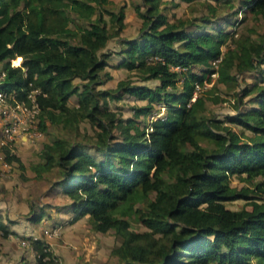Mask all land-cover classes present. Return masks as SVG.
<instances>
[{
    "label": "trees",
    "instance_id": "trees-1",
    "mask_svg": "<svg viewBox=\"0 0 264 264\" xmlns=\"http://www.w3.org/2000/svg\"><path fill=\"white\" fill-rule=\"evenodd\" d=\"M110 1L0 0V88L18 98L36 88L38 128L48 120L72 134L42 142L34 176L58 170L54 183L70 198L71 220L86 214L91 228H111L118 241L109 253L119 264H264V33L229 28L239 10L264 15V0H212L199 16L172 18L167 3L176 0H140L137 33L120 38L114 61L103 47L119 34L124 12ZM106 66L127 73L99 87L111 77ZM246 70L259 82L237 89ZM218 82L233 95L225 122L204 113L206 99L225 100ZM125 93L145 103L121 117L107 100ZM245 95L249 105L239 108ZM154 105L162 114L138 117ZM82 120L92 130L76 138ZM0 151L23 166L6 144ZM232 175L249 183L231 185ZM236 197L244 204H224ZM42 210L30 206L27 217L38 221ZM7 231L0 215V234ZM29 243L35 264H57L43 239Z\"/></svg>",
    "mask_w": 264,
    "mask_h": 264
},
{
    "label": "rangeland",
    "instance_id": "rangeland-1",
    "mask_svg": "<svg viewBox=\"0 0 264 264\" xmlns=\"http://www.w3.org/2000/svg\"><path fill=\"white\" fill-rule=\"evenodd\" d=\"M136 1L137 0H111L107 4L109 8L114 9V10H116L118 6L120 5L123 7L124 25H123V28L120 30L119 34L117 35V37H112L107 40L105 46L103 47V50L117 49L120 38L129 37L137 33V30L140 24V18L135 14L133 10V4ZM176 1H177L176 5H171L169 2L167 3L168 7L166 10V13H167L168 18H172L174 16H184L185 17L189 15L199 16L200 14L207 12V9L210 7V4L213 3L212 0H208V1L207 0H194L190 3H186L185 1H182V0H176ZM233 2H234V5L236 6L237 0H233ZM217 12L219 13V15L224 14L225 9L224 10L220 9ZM236 18H237V21L235 22V24L229 27L235 30L236 32H247L248 31L247 28L251 27L252 30H249V32L247 33L250 34L252 38H258L261 34L264 33V15L258 14L256 16H253L250 13H248V11L242 12L241 10H239L236 13ZM111 56L115 58L114 53L111 54ZM10 63L13 64L11 59H10ZM110 69L112 70L111 71L113 75L112 78L105 81L102 84H99L98 85L99 87L113 86L118 78L124 77L127 73V71L124 68H116V69L110 68ZM256 74L257 73L253 70H246L242 74L238 75L239 85H237L236 88L238 89V86L240 87L244 83H250V82H253L254 80L256 82H259V80H257L258 77H256ZM213 80H214V74H210L209 79H205L203 81L202 86L203 87L208 86ZM132 81L136 83H144L148 85H153L154 83L157 82L156 79L140 80V79H135L134 77ZM216 87H217V90L219 91V94L223 96L225 100L218 101V102H211L208 99H206L204 113L206 115L219 118L223 120V122H225L226 115L232 114L235 111L231 105V101L233 97L232 91L229 89H226L224 85L220 82L216 83ZM247 99H248V95L247 96L245 95L243 97V102L242 104H240L239 108H243L249 105V102L247 101ZM73 101H74V96L72 95L70 99L68 100V102H73ZM107 103H108V107L115 110L116 115H119L121 117H126L132 114V110H133L132 106L144 104L145 100L136 98L131 94L125 93L117 99H112V100L108 99ZM156 108L158 107L154 105L151 113L145 114V115H139L138 117L145 121L151 118L150 114L151 115L162 114L163 109L161 107H159L158 109ZM140 124H142V122ZM230 125L234 129L239 130V127L237 125L232 124V123ZM78 129L79 131L75 136L76 138H80L82 134H89L92 130V126H90L87 121L82 120L78 123ZM244 132H247V130L244 129ZM43 134L47 138L46 140H48L50 137H53L54 135L70 136V134L64 129H62L59 126V124H50L48 122L46 123V130L45 132H43ZM45 137H43V139ZM70 137H72V134ZM42 142H44V140L39 139L37 140V142H34L32 146L28 148H25V147L19 148V150L16 149L18 148L19 145L13 144L12 149L19 156L23 166L20 168L19 166H17L15 162H11L9 164L8 169L2 171L3 174H1V170H0V175H1L0 176V188H1L0 198L4 197V195L5 194L7 195L8 193H11L12 195H15L17 197L18 188L24 187L26 189L25 197H26V202L28 203V206L29 207L31 206L37 209L38 205L42 204L44 205L45 208L48 209V212H49L50 210H54V206L56 204L65 202L64 199L66 198V195L63 193L61 194L58 191H56L55 187L54 188L50 187L52 185V181L54 180V178H57L59 176L58 170L56 168H52L49 171L45 172L44 176H42L41 178L33 175V170L31 169L30 164L39 159L38 150ZM24 179H28V182L23 183ZM255 179H258V177H256ZM5 182H7L8 184L4 185ZM248 183H249L248 181L240 180L238 179V177L234 175L230 177V184L235 185L236 187L243 185V184H248ZM17 184H19V186H16ZM56 188L57 189L60 188V185L56 186ZM17 199L19 200L20 198H17ZM244 200L245 199L242 197H236L233 199L225 200L224 204L230 208H237L241 206L242 204H244L245 202ZM46 203L52 207L49 208V206ZM1 206H2L1 210L4 211V214H7L10 209L3 204ZM26 214H27L26 211L25 212L18 211L15 215H12V217L20 218L22 216L21 218H24ZM2 217L4 218V215H2ZM10 219L12 221L16 220V218L14 219L10 218ZM27 219L33 222V220L31 219L29 218ZM37 222L38 221H34L33 228L35 229L36 233L40 235L41 234L39 230L40 225L38 226ZM86 222L88 223V220H86ZM130 225L131 227L135 229L142 228V226L139 223L134 222L132 220H130ZM59 234H60V231H59ZM104 235L105 237L102 239L103 242L100 247L101 249H98V251H102L101 256H103V254L107 256V259L105 258V260L103 261V264H119L118 259L109 253L110 247L116 244L118 239L113 235L111 229H107ZM22 239H24L26 242L20 243V244L17 243L15 244V247H18L19 245L20 252L27 258L25 263L32 264L34 262V259H33L34 255H32V253H30V251L28 250L30 247V243H29L30 237L24 236ZM104 241L106 242L105 244H104ZM105 247H106V251H105ZM78 262H81L83 264L86 263V262H82V260H78ZM87 263H90V262L87 261Z\"/></svg>",
    "mask_w": 264,
    "mask_h": 264
},
{
    "label": "crops",
    "instance_id": "crops-1",
    "mask_svg": "<svg viewBox=\"0 0 264 264\" xmlns=\"http://www.w3.org/2000/svg\"><path fill=\"white\" fill-rule=\"evenodd\" d=\"M139 1L140 0H137L135 3ZM118 48H119V44H118ZM117 49L110 50L112 52L110 53L109 60L114 61L117 59L118 54L114 51ZM113 53L115 54L114 56L115 58L111 56V54ZM105 68L108 69V71L110 72L111 77L109 79H111L113 75L111 72L112 70L110 68L116 69V68H124V67L106 66ZM105 81H103L102 83H104ZM72 95L74 96V101L68 102V100L70 99ZM75 99H76V96L74 94H71L67 99V103L74 104ZM47 122L50 123L48 120H45V128L40 129L41 133L39 134L37 140L42 139L44 141H50L55 136L54 135L53 137H50L48 140H46L47 138L45 137L43 132H45L46 130ZM50 124H53V123H50ZM43 137L45 138L43 139ZM13 144H18L20 146L16 148L17 150H19V148H23V147L28 148L32 146V144L28 143L25 140L24 136H21L18 139H16L13 142ZM2 157H3L2 152H0L1 174H3L2 171L8 169L9 164L11 163V162L3 163ZM47 171L49 170L42 171L39 178L44 176V173ZM33 175H34V172H33ZM56 179H58V177L54 178V180L52 181V185L50 187L52 188L55 187L56 191L62 194L63 192L61 191V188H58V189L56 188V186H58L57 184L54 183ZM25 182H28V179H24L23 183ZM6 184L8 183L5 182L4 185ZM16 186H19V184H17ZM0 191H1V188H0ZM25 191L26 189L24 187L18 188L17 197L15 195H12L11 193H8L7 195L5 194L4 197L0 198V215L1 217L2 215H4L5 219L3 217L2 219L6 222V228L8 230L5 235L0 234V264H26L25 261L27 260V258L20 252L19 245L18 247H15V244L17 243L20 244L19 239L23 238L24 236H29L31 238V234L39 235L38 233H36L35 229L33 228L34 221L33 222L29 221L27 219L28 218L27 214L25 215L24 218H21L22 216L20 218L12 217V215H15L18 211L20 212L26 211L28 213L29 210L27 209H29L30 207L28 206V203L26 202ZM17 198H20V199L18 200ZM64 201L65 202L56 204L54 206V210H50L49 212H48V209L45 208L43 205L42 215L37 222L38 226L41 224L42 221H44L46 224L56 223L59 225V230H60L59 236L47 238L48 246L51 252L54 254L57 264H83L81 262H78V260H82V262H86L84 264H103V261L105 260V258L107 259V256H105L104 254L103 256H101L102 251H98V249H101L100 247L103 242L102 239L105 237L104 233L107 229L104 231H100V230H95L91 228L90 224L86 222L87 220L86 214L81 215L71 220L72 211L66 208L67 204L70 202V198L66 196ZM2 204L7 206L10 209L7 214H4V211L1 210ZM47 205L49 206V208L52 207L49 204ZM8 218L9 219L16 218V220L6 221ZM108 229H111V228H108ZM112 233H113V230H112ZM105 243L106 242L104 241V244ZM28 250L30 251V253H32V255H34L31 249V246L29 247ZM105 251H106V247H105ZM33 259H34V256H33ZM87 261H89L90 263H87ZM32 264H35V259Z\"/></svg>",
    "mask_w": 264,
    "mask_h": 264
},
{
    "label": "built area",
    "instance_id": "built-area-1",
    "mask_svg": "<svg viewBox=\"0 0 264 264\" xmlns=\"http://www.w3.org/2000/svg\"><path fill=\"white\" fill-rule=\"evenodd\" d=\"M2 75L3 71H0V79ZM197 89L199 85L195 83L194 90ZM37 91L36 88H31L25 97L18 98L14 90L0 88V144H6L11 151L13 142L19 137L24 136L28 143L33 144L41 133L38 128L39 105L35 96ZM3 163L6 161L3 160ZM39 230L41 234H31V238H41L47 244V238L58 236L60 231L58 224H46L44 221L41 222ZM25 242L20 239V243Z\"/></svg>",
    "mask_w": 264,
    "mask_h": 264
}]
</instances>
